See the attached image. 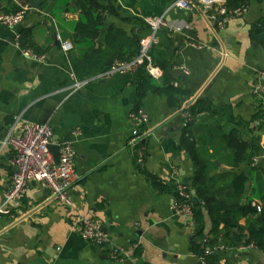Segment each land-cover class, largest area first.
<instances>
[{"label": "crops", "instance_id": "0c3cea01", "mask_svg": "<svg viewBox=\"0 0 264 264\" xmlns=\"http://www.w3.org/2000/svg\"><path fill=\"white\" fill-rule=\"evenodd\" d=\"M11 1L28 7L18 30L30 31L28 47L45 53L49 63L26 59L14 31L0 26V206L15 172L14 151L3 143L17 118L20 123H49L56 142L74 141L77 178L72 208L37 182L23 197L21 218L0 214V264H207L193 249L209 235L210 215L203 209L199 219H188L173 211L177 179L195 197V164L182 143V110L201 98L211 104L191 127L206 155L227 154L217 142L219 127L240 133L247 150L235 170L248 176L243 201L251 197L264 204V120L253 92L257 73L264 69V47L251 35L253 25L264 18V1L250 0L247 12L219 28L212 19L216 11L200 4L184 10L176 0H111L105 34L114 26L139 37L141 44L151 31L149 18L168 21L170 28L159 32L155 51L170 63L176 84L191 93L182 109L152 91L138 106V71L102 73L75 89V69L61 40H72L81 18L76 0H45L40 10L29 8V0ZM0 4V11L7 12L9 1ZM97 45L106 46L104 36ZM179 65L190 74L183 76ZM138 107L148 114L144 129L151 131L144 164L130 143L135 128L131 114ZM213 161V174L231 169L226 161ZM92 215L105 224L108 242L102 252L80 232L83 219ZM114 246L129 256L110 260L107 251ZM211 256L216 264H264V251L257 247H232Z\"/></svg>", "mask_w": 264, "mask_h": 264}, {"label": "trees", "instance_id": "16d2710c", "mask_svg": "<svg viewBox=\"0 0 264 264\" xmlns=\"http://www.w3.org/2000/svg\"><path fill=\"white\" fill-rule=\"evenodd\" d=\"M9 1L7 12H17L20 6ZM103 1H108L105 5ZM264 1V0H258ZM111 0H76V9L81 11V18L76 24L75 33L72 38L74 50L69 58L75 69L77 77L81 80L91 79L99 74L107 72L116 61H129L136 57L140 51L139 37H131L125 31L111 26L105 34V21L109 13L113 11ZM250 0H228L227 8L232 10L243 4L248 5ZM30 31L20 32V44L23 47L32 45ZM251 35L259 45L264 47V18L256 22ZM104 36L106 46H98L97 40ZM150 54L154 63L163 69V75L156 79L152 77L142 66L138 70V97L140 106L148 91L165 94L170 106L182 109L191 93L184 87L176 84L172 76L170 63L158 56L153 46ZM139 108V107H138ZM211 104L205 99H198L182 111L190 114V119L183 127L182 143L189 151L195 164L194 173V212L199 219L205 209L211 217L210 238L207 245L219 242L228 247H238L242 244H255L257 248L264 251V204L261 211L254 205V200L247 197L248 176L243 172H237L245 159L247 144L236 129L219 132L217 142H221V148L227 152L224 156L206 155L205 151L198 146V140L192 136L191 127L197 117L205 111L211 110ZM200 145V143H199ZM218 158L221 163L226 161L230 170L214 173L216 167L213 159ZM159 185L161 183L157 182ZM245 217L246 221H239ZM201 234L204 229L200 228ZM200 256L204 253V245L200 243L193 249ZM212 256L206 257L207 264H216Z\"/></svg>", "mask_w": 264, "mask_h": 264}, {"label": "built area", "instance_id": "2783aa9c", "mask_svg": "<svg viewBox=\"0 0 264 264\" xmlns=\"http://www.w3.org/2000/svg\"><path fill=\"white\" fill-rule=\"evenodd\" d=\"M228 0H176L175 5L184 10H191L197 4L207 9H213L217 15L212 17L213 23L219 28L225 27L229 21L243 15L248 10V5L243 4L237 8L229 10L227 8ZM28 7H22L17 12L0 11V26H5L14 31L16 44L21 47L22 54L26 59L33 60L41 64L49 63L48 56L45 53H38L30 47H23L20 44L19 27L22 24ZM150 27V34L141 40L139 54L129 61H116L112 67L103 75H110L116 72L138 71L145 66L146 71L154 78L159 79L163 75V69L154 63L150 54L155 45L158 34L163 28H170L168 21L164 16L158 18H149L147 20ZM180 29V28H177ZM193 46L202 47L199 44L192 43ZM61 49L65 58L69 60L70 53L74 50L72 40H61ZM71 67V64L69 63ZM183 76L190 74V70L186 65L176 66ZM71 76L75 81L74 88L78 89L84 86L87 80L78 79L74 70H71ZM253 92L257 99L259 111L262 113L264 120V69L257 73L256 82ZM131 118L135 121L131 145L135 148L138 161L144 164L147 158V139L151 135L150 130L144 129L148 123L149 117L143 108H139L131 114ZM190 119V114L183 111V125L185 126ZM80 132H75L78 135ZM54 131L49 123H40L36 121H24L20 123V118L15 119L11 126L8 136L3 144L9 145L14 151L13 165L17 168L12 176L10 188L5 193V199L0 206V214L12 215V217L21 218L22 201L25 193L32 183H43L48 187L58 201L64 203L68 208H72L75 204L74 197L71 194V188L77 178L76 173V149L74 141L63 140L55 142L59 146V161L56 163L55 155L50 145L54 142ZM262 156L264 157V149ZM256 159V158H255ZM176 172V170H175ZM176 198L173 204L175 215H181L188 219L195 216L194 212V193L185 182L177 179ZM261 211V205L254 203ZM105 224L102 218L92 215L83 219L80 232L82 237L96 246L103 248L108 237L104 230ZM209 235L203 238L204 253L201 259L204 262L206 257L214 253L225 250L228 247L225 243L219 242L214 245H207ZM138 244H134V248H138ZM256 247L255 244H242L238 250H246ZM108 258L118 261L129 256V252L122 248L114 246L107 251Z\"/></svg>", "mask_w": 264, "mask_h": 264}, {"label": "water", "instance_id": "95a60500", "mask_svg": "<svg viewBox=\"0 0 264 264\" xmlns=\"http://www.w3.org/2000/svg\"><path fill=\"white\" fill-rule=\"evenodd\" d=\"M44 1L45 0H29V8L40 10ZM1 5L2 4H0V6ZM53 141L54 142L50 145V147L54 152L56 163H58V161H59V146L55 143L56 142L55 139H53ZM216 163L219 164V162H217V161H216ZM14 169H15V171L17 170L16 167ZM98 250H99V252H102V248L100 246H98Z\"/></svg>", "mask_w": 264, "mask_h": 264}]
</instances>
